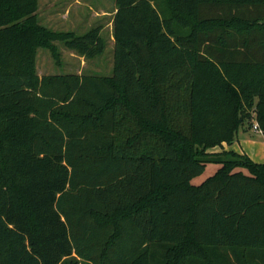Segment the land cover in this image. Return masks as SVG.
<instances>
[{
	"label": "trees",
	"instance_id": "1",
	"mask_svg": "<svg viewBox=\"0 0 264 264\" xmlns=\"http://www.w3.org/2000/svg\"><path fill=\"white\" fill-rule=\"evenodd\" d=\"M115 4L110 74L40 75L104 24L0 0V264H264V162L224 147L264 132V0Z\"/></svg>",
	"mask_w": 264,
	"mask_h": 264
},
{
	"label": "rangeland",
	"instance_id": "2",
	"mask_svg": "<svg viewBox=\"0 0 264 264\" xmlns=\"http://www.w3.org/2000/svg\"><path fill=\"white\" fill-rule=\"evenodd\" d=\"M49 0H39L38 15L41 18L43 25L53 30H68L69 24L67 18L61 16V12L52 14L51 7H48ZM102 3L107 2V5L112 8L115 0H99ZM104 24L102 35L106 40L105 50L91 58H86L77 50L66 47L63 40H53L56 45L55 50L49 46H38L35 55L36 72L40 75L51 73H67V72H99L101 74H110L113 70L114 63V40H113V22L112 14L105 15L100 19ZM65 23V25H63ZM72 23H77L73 20ZM75 27V24L71 25ZM88 29H78L75 32L83 33ZM240 137L236 138L232 143L233 148L248 153L249 148H260L264 150V133L255 132L252 125L245 124L244 129H240ZM264 152V151H263ZM218 165L216 163H209L206 170L195 176L192 182L198 184L202 182L207 176L214 173Z\"/></svg>",
	"mask_w": 264,
	"mask_h": 264
},
{
	"label": "crops",
	"instance_id": "3",
	"mask_svg": "<svg viewBox=\"0 0 264 264\" xmlns=\"http://www.w3.org/2000/svg\"><path fill=\"white\" fill-rule=\"evenodd\" d=\"M51 7L52 14L61 12L62 19L67 18L68 30L76 31L78 29H89L95 25L102 24L100 19L105 15L112 14V19L117 10L115 2L112 4V8L107 5V2L102 3L99 0H49L48 7ZM77 20V23H72L73 20ZM64 21V19H63ZM75 24L74 26L71 25ZM113 24V22H111ZM65 25V23H63ZM113 26V25H112ZM84 32V31H83ZM114 40V35H113ZM244 129V127H242ZM241 129V128H240ZM253 131L259 132L254 130ZM263 132V131H262ZM240 130L237 138L240 137ZM261 133V132H259ZM264 133V132H263ZM224 147L227 149H234L239 152H244L233 148L232 143H224ZM248 154L256 161L264 162V150L260 148H249Z\"/></svg>",
	"mask_w": 264,
	"mask_h": 264
},
{
	"label": "built area",
	"instance_id": "4",
	"mask_svg": "<svg viewBox=\"0 0 264 264\" xmlns=\"http://www.w3.org/2000/svg\"><path fill=\"white\" fill-rule=\"evenodd\" d=\"M253 128L256 131L262 132V129H261V127H260V125H259V123L257 121H254Z\"/></svg>",
	"mask_w": 264,
	"mask_h": 264
}]
</instances>
